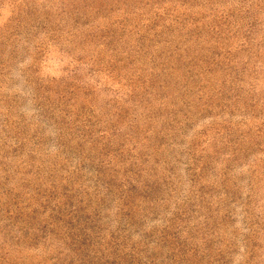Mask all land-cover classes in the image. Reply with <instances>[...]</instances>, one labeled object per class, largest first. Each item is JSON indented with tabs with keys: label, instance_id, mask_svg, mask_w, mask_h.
<instances>
[{
	"label": "rangeland",
	"instance_id": "1",
	"mask_svg": "<svg viewBox=\"0 0 264 264\" xmlns=\"http://www.w3.org/2000/svg\"><path fill=\"white\" fill-rule=\"evenodd\" d=\"M0 264H264V0H0Z\"/></svg>",
	"mask_w": 264,
	"mask_h": 264
}]
</instances>
